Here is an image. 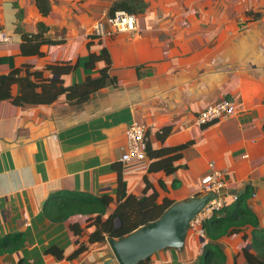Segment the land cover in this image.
Segmentation results:
<instances>
[{"label": "crops", "instance_id": "crops-1", "mask_svg": "<svg viewBox=\"0 0 264 264\" xmlns=\"http://www.w3.org/2000/svg\"><path fill=\"white\" fill-rule=\"evenodd\" d=\"M115 1L51 0V14L41 18L29 0H0V57L15 56L17 67L37 69L78 63L65 77L66 85H73L98 77L104 63L94 70L85 63L90 51L107 48L115 78L82 104L65 97L44 107L0 102V239L14 233L26 238L25 246L0 257V264H19L21 258L28 264H118L107 240L73 260L47 254L57 247L69 256L77 242L70 225L86 228L88 217L55 224L43 213V203L57 191L116 195V165L129 193L142 198L148 186L147 195L180 202L201 195L202 179L214 163L226 183V205L249 190L247 204L264 229V0H143L148 8L135 15L136 32L92 40L89 49L93 25ZM41 21L52 40L65 29L66 43L44 46L41 57L19 56L22 36L36 34ZM9 71L0 65V75ZM226 98L236 102L233 117L197 125L199 113ZM136 121L156 124L146 137L155 149L189 144L174 175L150 174L149 159L122 162L126 133ZM167 128L171 133L161 142L158 134ZM251 232L219 241L225 253L229 250L228 264L235 256L246 264L242 251ZM202 245L191 234L182 251L156 253L150 264H198Z\"/></svg>", "mask_w": 264, "mask_h": 264}, {"label": "trees", "instance_id": "trees-1", "mask_svg": "<svg viewBox=\"0 0 264 264\" xmlns=\"http://www.w3.org/2000/svg\"><path fill=\"white\" fill-rule=\"evenodd\" d=\"M41 18H48L52 12L51 0H34ZM147 7L143 0H116L108 10V16H114L116 12L125 11L132 15L143 13ZM36 34L22 36L19 56H44V46H58L66 43V31L62 29L60 38L52 40L47 37L49 26L43 21L39 22ZM99 39L96 35L89 36L90 42ZM99 63L104 65L99 70L98 77L87 76L81 83L66 85L65 77L78 68V63L57 62L37 69L33 65L25 64L22 67L15 65V56L0 57V65H8L10 71L0 75V102L9 101L15 106H50L62 97L69 102L82 104L91 96L109 84L115 82L111 76L112 60L107 48H102L98 53L90 51L89 60L85 63L87 70H94ZM18 87V92L15 88ZM171 133V129H164L158 134V139L165 142ZM189 144L175 147L153 148L147 143V158L150 160L148 172H162L166 176L174 175L183 166L179 161L183 157L184 150ZM118 172V190L116 195L103 194L100 196L80 191H57L52 193L45 202L44 216L55 224L69 221L74 216L88 217L86 228L80 223H72L70 229L77 238L76 248L69 255L57 247H51L47 254L57 260L77 259L88 253L95 244L104 243L107 238L121 239L138 228L151 223L169 209L175 201L163 198L159 201L158 193L147 195L148 186L142 198L129 193L127 181L124 179L121 168L114 166ZM147 177H145L146 181ZM179 187L178 181H174L172 188ZM250 191L238 196L237 200L226 205L211 219L205 221L202 230L205 235V243L198 264H228L226 253L221 248L219 241L226 236H234L244 230L251 229V249L242 251L246 264H264V229L251 210L247 201ZM112 208V210H111ZM90 230L87 234L85 231ZM247 238V237H246ZM26 238L23 233L7 234L0 239V257L7 254H16L25 246ZM151 258L142 263L150 264ZM19 264H28L21 258ZM181 264V263H172ZM233 264H238L237 257Z\"/></svg>", "mask_w": 264, "mask_h": 264}, {"label": "built area", "instance_id": "built-area-1", "mask_svg": "<svg viewBox=\"0 0 264 264\" xmlns=\"http://www.w3.org/2000/svg\"><path fill=\"white\" fill-rule=\"evenodd\" d=\"M137 17L125 11L116 12L114 16H106L102 20H98L92 28L93 35L99 38H109L115 34L132 33L137 31ZM2 40L7 42L8 38L5 35L1 36ZM237 112L236 102L232 99H223L199 113L196 123L203 127L221 120L233 117ZM156 124L148 125L142 122H134L128 129L127 136V151L122 156V162L125 164L141 163L147 158V133L151 127H156ZM212 193L215 199L198 214L191 222V232L198 239H205L202 230V225L205 221L211 219L217 212L221 211L226 206V183L223 179V173L215 167L214 163H210L208 173L202 179L201 195ZM234 197V201L237 200Z\"/></svg>", "mask_w": 264, "mask_h": 264}, {"label": "water", "instance_id": "water-1", "mask_svg": "<svg viewBox=\"0 0 264 264\" xmlns=\"http://www.w3.org/2000/svg\"><path fill=\"white\" fill-rule=\"evenodd\" d=\"M214 199L215 196L209 193L175 202L160 218L127 236L107 238L114 260L118 264H142L161 251H182L191 232L192 220ZM201 243L204 244L205 239H201ZM247 248L251 249V246Z\"/></svg>", "mask_w": 264, "mask_h": 264}, {"label": "rangeland", "instance_id": "rangeland-1", "mask_svg": "<svg viewBox=\"0 0 264 264\" xmlns=\"http://www.w3.org/2000/svg\"><path fill=\"white\" fill-rule=\"evenodd\" d=\"M147 8H148V7H146L145 9H147ZM116 36H117V35H116ZM109 38H110V37H109ZM111 38H112V36H111ZM113 38H114V37H113ZM191 234H194V233H193V232H190V235H191ZM226 253L229 254V250H228L227 248H226ZM228 256H229V255H228ZM152 257H153V256H152ZM230 257H231V256H230ZM152 259H154V258H152ZM152 259H151V260H152Z\"/></svg>", "mask_w": 264, "mask_h": 264}]
</instances>
